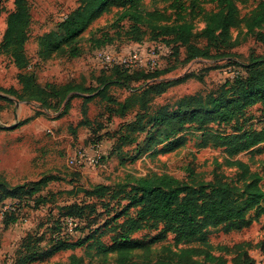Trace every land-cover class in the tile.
I'll list each match as a JSON object with an SVG mask.
<instances>
[{
    "label": "rangeland",
    "instance_id": "obj_1",
    "mask_svg": "<svg viewBox=\"0 0 264 264\" xmlns=\"http://www.w3.org/2000/svg\"><path fill=\"white\" fill-rule=\"evenodd\" d=\"M260 1L246 0L238 3L237 9L242 22L229 30L230 40L235 44L231 49L227 52L211 51L218 54L212 57L191 59L186 56L185 46L172 47V44L161 41L162 37H157L156 32H152L149 26L170 24L175 20L177 13L192 23L194 31L200 32L204 29L208 16L220 8L224 11V5H217L210 0H180L183 5L181 10L171 0H141L140 8L145 12H155L156 18H142L139 26L145 33L142 40L136 42L126 39L124 34L132 22L127 19L116 22L120 9L114 4H108L98 10L97 15L81 30L77 41L80 52L77 56L70 57L66 53L41 54L40 38L53 30L58 22L68 17L77 7L82 6L84 0H25L28 24L25 27L27 33L23 51L27 65L20 68L16 65L11 47L7 44L8 20L10 15L16 12V0H0V94L8 97L7 101L0 99V181L15 186L29 184L48 174L58 177L57 181L48 183L46 188L30 195L26 199L27 205L19 208L15 221L9 222L7 227L4 228V220L0 218V264H15V252L20 239L26 233L39 236L42 232L49 233L46 228L63 217H59L60 206L75 201L81 202L84 199L82 192L72 194L79 187L91 188L99 183L130 184L136 178L160 174H166L180 183L192 186L206 184L216 175L223 177L228 183L236 181L239 170L224 165L223 148L208 146L198 149V139L195 137L189 138L185 145L166 153L150 156L152 149H146L137 155L136 146H147L142 142L144 135L126 130L123 124L132 119L134 112L131 110L127 114L121 113L118 103L132 96V89H142V85H138L145 82V78L136 81L139 79H129L128 76L131 75L127 76L135 72L156 71L158 79H182L181 82L170 86L165 93L155 96L151 101L152 108L166 102L173 103L183 95H205L214 92L236 76H246L251 62L256 59L264 60V44L255 35V32L262 30L252 28L250 24L252 16L260 10ZM107 36H112V42L98 46V40L108 42ZM195 43L203 46L205 40L198 38ZM150 45L160 47V64L153 70L121 66L126 72L122 75L115 72V66L102 69L97 61L101 52L114 56L127 55L134 50L144 52ZM261 63L258 68H264V62ZM26 72H33L41 85L80 83L83 87L90 88L88 91H82V95L91 94L92 97L89 96L87 101L78 96L72 98L68 110L57 116L62 106L59 102L52 101L48 105L47 99L46 104L49 107L41 106L35 101L27 100L23 91L18 92L22 89L23 75ZM105 79L117 81L116 84L107 86L103 92L111 102L98 95L93 96L98 87H103ZM1 88H14L16 93H6ZM238 100L242 103L244 97L240 96ZM54 109L57 111H53ZM245 110L253 115L254 120H264V99L247 106ZM234 122L235 120H231L226 126L220 127L231 131ZM263 124L264 121L255 123V130ZM124 138L126 141L135 138V142L118 147ZM96 142L99 145L96 147L99 155L97 164L70 162L79 150H84L88 155L92 154L91 147ZM236 157L247 162L251 170L261 172L264 152H243ZM261 188L264 191V177L261 180ZM11 202V199H6L4 204L8 206ZM261 207L264 208V202ZM113 209L112 213H106L103 207H98L95 212L85 210L79 226H84L86 222L90 228L100 227L91 234L89 241L73 250L58 251L43 258L41 250L49 243V236L45 234L37 254L26 264H66L71 254L80 257L81 264H118L124 254H130L136 264H156L162 257V248L180 252L192 246L176 244L174 236L170 233L156 237L159 230L143 229L130 236V240L143 243L132 248L121 245L106 255L97 254V241L107 245L112 241V227H104V222L119 211L117 206ZM134 211L133 208L130 209L129 214L133 215ZM98 212L101 214L96 217ZM123 218L124 216H120L111 221L120 222ZM87 232L88 229H84L83 235ZM81 234L77 229L72 232L71 237L76 238ZM208 239L213 245L231 246L244 243L242 250L247 251L254 263L264 264V213L249 227L239 231L224 233L219 227L210 228ZM212 253L220 254L218 251ZM193 256L197 264L208 262L203 254ZM232 257L233 255H225V262L222 264H234Z\"/></svg>",
    "mask_w": 264,
    "mask_h": 264
},
{
    "label": "trees",
    "instance_id": "obj_2",
    "mask_svg": "<svg viewBox=\"0 0 264 264\" xmlns=\"http://www.w3.org/2000/svg\"><path fill=\"white\" fill-rule=\"evenodd\" d=\"M140 1L84 0L82 6L77 7L68 17L58 22L53 30L40 38V53L44 55L66 53L70 57L77 56L80 52L77 41L81 30L97 15L98 10L100 11L108 4H114L120 9L117 12L116 22L124 19L132 22L124 32L126 39L141 41L145 31L139 24L143 17L153 19L155 12L143 11L139 6ZM210 1L216 2L217 5H224L225 10L220 8L209 15L204 29L200 32L194 31L192 23L177 13L175 20L170 24L149 27L152 32H156L157 37H162L161 41L172 44V47L185 46L187 58L218 55L211 51L227 52L235 45L234 41L230 40L229 30L242 22L237 5L246 0ZM171 2L179 9H183L180 0H171ZM259 8L260 10L252 16L250 24L252 28L262 30L255 32V35L264 44V0L260 1ZM27 18L25 0H16V12L11 14L8 20L7 44L11 47L16 65L20 68L27 65V58L23 51ZM198 38L205 40L203 46L195 43V39ZM106 39L108 42L98 40L97 45L111 43L113 40L112 36H107ZM261 62L264 60H254L246 76H236L232 81L219 86L214 92L205 95L199 93L183 95L173 103L166 102L154 108L151 106L153 98L165 93L170 86L181 82L182 79H158L156 71L127 74V76L131 75L128 76L129 79L141 81L145 78V82L138 85H142V89L139 87L132 89V96L118 103L121 113L127 114L131 110L134 112L132 119L123 124L126 130L144 135L142 142L147 146L145 148L136 146L137 155L142 154V151L146 149H152L150 156L166 153L185 145L189 138L195 137L198 139L196 143L198 149L208 146L223 148L224 165L236 167L239 170L234 183H228L223 177L216 175L206 184L192 186L180 183L166 174H160L139 177L130 184L99 183L91 188L79 187L72 194L77 191L82 192L84 199L81 202L75 201L60 206L59 217L61 215L63 217L46 228L49 233L42 232L39 236L28 232L20 239L15 252V264H26L33 259L39 250V245L44 241L45 234L49 236V243L44 250H41L43 258L58 251L80 247L89 241L91 234L100 227L90 228L86 222L84 226H79L85 210L95 212L98 207H103L106 213H112L115 206L119 208V211L104 222V227L106 225V227H112V241L109 245L97 241V254L106 255L121 245L132 248L136 244L143 243L130 240V236L140 230L149 229L159 230L156 237L170 233L174 236L176 244L192 245L180 252L162 248V257L156 264H197L193 255L199 254L205 255L207 264H222L225 262V255H233L234 264H255L247 251L242 250L244 243H235L231 246L213 245L208 239V229L219 227L224 233L239 231L249 227L264 213V208L261 207V203L264 202V191L261 188L264 165L261 172L254 171L247 162L236 157L243 152L252 154L264 152V124L258 130L254 127L255 123L264 120L258 118L254 120L253 115L245 110L247 106L264 99V68H258ZM114 70L119 74H126L125 69L120 66H115ZM103 82L105 83L102 88H95L98 90L93 93V96L98 95L111 102L103 92L107 86L114 85L117 81L105 79ZM1 90L6 93H16L14 88H1ZM88 90L90 88L83 87L77 82L41 85L35 79L33 72H26L23 75L22 89L18 92L23 91L27 100L35 101L41 106L49 107L50 102H59L58 104H62L57 115L59 116L68 110L72 98L78 96L85 101L90 99L91 94L82 95V91ZM240 96L244 97L242 103L238 100ZM0 99L7 101L8 97L0 94ZM231 120H235L230 128L231 131L220 127V125L226 126ZM124 139L118 147L135 142V138L128 141ZM57 180L56 175L48 174L29 184L10 186L7 182L0 181V206L6 199H11L14 208L4 213L2 217L4 228L9 222L15 221L17 211L20 207L27 205L26 199L30 195L43 190L48 183ZM132 208L135 211L133 215H130L129 210ZM100 214L101 212H98L96 217ZM120 216H124L122 221L112 223L114 221L111 220ZM67 219L74 224L73 232L77 229L81 231L80 236L73 238L72 233L64 232L67 228ZM84 229H88L85 236ZM212 251H218L220 254L215 255ZM117 263L136 264L130 254H124ZM66 264H81V258L71 254Z\"/></svg>",
    "mask_w": 264,
    "mask_h": 264
},
{
    "label": "built area",
    "instance_id": "obj_3",
    "mask_svg": "<svg viewBox=\"0 0 264 264\" xmlns=\"http://www.w3.org/2000/svg\"><path fill=\"white\" fill-rule=\"evenodd\" d=\"M160 58V47L158 45H150L147 48H145L144 52H140V50H134L132 53L125 54V55H119L114 56L111 53L108 52H101L97 58V61L102 69H110L114 66H125L127 68L130 67H142V69H149L153 70L156 69L159 64ZM98 144H94L91 147V150L93 151L92 154L88 155L86 152L79 150L78 154L72 159L71 163H84V164H90L95 165L97 164L99 160L98 155ZM97 147V148H96ZM13 202L8 204L6 206V203L0 206V218L4 216V213L6 211L12 210L13 208ZM67 222V228L64 232H73L74 224L70 219L66 220Z\"/></svg>",
    "mask_w": 264,
    "mask_h": 264
}]
</instances>
